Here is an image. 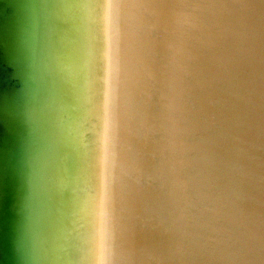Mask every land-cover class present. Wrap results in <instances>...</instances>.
<instances>
[{"label":"bare ground","instance_id":"obj_1","mask_svg":"<svg viewBox=\"0 0 264 264\" xmlns=\"http://www.w3.org/2000/svg\"><path fill=\"white\" fill-rule=\"evenodd\" d=\"M125 2L52 0L48 8L58 31L48 99L56 148L42 154L49 192L74 197V218L83 202L99 205L105 261L160 264L170 249L176 264H264V0H206L226 7L188 31L143 25L156 37L144 44L117 7ZM168 44L182 56L185 104L166 136L145 57L160 61ZM72 96L79 110L68 108ZM88 144L95 151L82 155ZM193 247L205 254L190 258Z\"/></svg>","mask_w":264,"mask_h":264},{"label":"water","instance_id":"obj_2","mask_svg":"<svg viewBox=\"0 0 264 264\" xmlns=\"http://www.w3.org/2000/svg\"><path fill=\"white\" fill-rule=\"evenodd\" d=\"M51 1L0 0V264H107L108 250L99 249V205L83 202L80 217L74 218V197L58 188L52 196L48 190L42 154L56 148L48 99L55 97L49 52L58 37L47 15ZM97 85L91 97L98 108L95 130L102 129L104 118ZM70 103L68 108L79 110L75 96ZM89 147L95 151L88 144L82 155ZM169 253L160 264H176Z\"/></svg>","mask_w":264,"mask_h":264},{"label":"clouds","instance_id":"obj_3","mask_svg":"<svg viewBox=\"0 0 264 264\" xmlns=\"http://www.w3.org/2000/svg\"><path fill=\"white\" fill-rule=\"evenodd\" d=\"M123 15L137 23V39L142 44L155 41L156 37L143 31V25L159 24L164 31L177 32L191 30L204 23L216 10L226 7L207 3L206 0H172L170 3H141L126 0L117 6ZM148 10H151L149 13ZM145 63L156 73V100L159 108L160 127L169 136L179 123L185 104L183 78L181 73L182 56L180 50L171 44L165 46L160 61L145 57ZM199 248H191L188 256L195 259L204 255ZM107 264H116L111 257Z\"/></svg>","mask_w":264,"mask_h":264}]
</instances>
